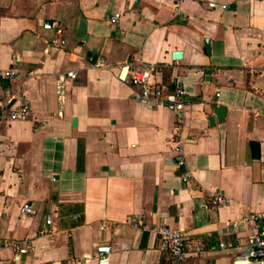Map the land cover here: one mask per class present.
Instances as JSON below:
<instances>
[{
    "label": "crops",
    "instance_id": "0c3cea01",
    "mask_svg": "<svg viewBox=\"0 0 264 264\" xmlns=\"http://www.w3.org/2000/svg\"><path fill=\"white\" fill-rule=\"evenodd\" d=\"M140 65L185 89L184 123L143 100ZM12 97L32 110L0 120V245L21 243L0 264H170L136 221L182 229L188 264H259L236 256L264 226V0H0Z\"/></svg>",
    "mask_w": 264,
    "mask_h": 264
},
{
    "label": "built area",
    "instance_id": "2783aa9c",
    "mask_svg": "<svg viewBox=\"0 0 264 264\" xmlns=\"http://www.w3.org/2000/svg\"><path fill=\"white\" fill-rule=\"evenodd\" d=\"M120 13H116L113 17L117 20ZM63 33V27L58 26L56 29V34L50 42V46L58 47L61 43V35ZM5 76L16 77L17 70L9 69L5 71ZM69 78L76 77V71L70 70L67 73ZM130 78L133 85L140 89L141 97L143 100L153 103V104H164L177 114V119L179 123H184L186 120V91L181 86L170 87L165 83L158 82L155 79L154 67L140 65L137 68H133L130 71ZM63 78L58 82V93L63 95ZM32 107L29 103H16L13 102V97L8 100L0 99V120H27L30 117ZM177 166L181 169L180 177L183 181H188L192 173L186 165V160L184 157H179L177 159ZM211 201L214 207L221 204H226L229 202L227 197L213 194L211 196ZM22 211L33 213L31 205L26 202L22 206ZM246 219H252L251 215L246 216ZM136 226H140L144 229H150L155 232L159 239L161 240L163 248L167 251L169 255L170 264H188L187 263V244L185 238V232L182 229H177L171 227L166 223L154 224L148 227L142 221L134 222ZM251 248L245 251H241L236 257L237 259L245 262L257 261L259 264H264V226L259 227L254 235L250 239ZM19 241L4 240L1 247L13 246L20 248ZM98 251L103 253H110L111 247L108 245L98 246Z\"/></svg>",
    "mask_w": 264,
    "mask_h": 264
},
{
    "label": "water",
    "instance_id": "95a60500",
    "mask_svg": "<svg viewBox=\"0 0 264 264\" xmlns=\"http://www.w3.org/2000/svg\"><path fill=\"white\" fill-rule=\"evenodd\" d=\"M177 54H179V53H177ZM217 95H218V94L216 93L214 101L217 100ZM214 109H215V113H216V115L221 114L220 112H222V113L224 112V107L219 106V105H215ZM212 120H213V119L210 118V121H212Z\"/></svg>",
    "mask_w": 264,
    "mask_h": 264
}]
</instances>
